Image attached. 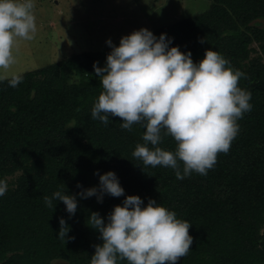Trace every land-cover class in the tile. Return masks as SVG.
<instances>
[{
    "label": "trees",
    "instance_id": "trees-1",
    "mask_svg": "<svg viewBox=\"0 0 264 264\" xmlns=\"http://www.w3.org/2000/svg\"><path fill=\"white\" fill-rule=\"evenodd\" d=\"M181 51L198 62L206 48L222 54L245 75L238 86L251 92L252 108L237 120L239 130L214 166L177 179L171 167L143 165L132 153L146 128L105 125L91 109L102 84L93 63L104 66L105 50H84L60 61L19 73L11 87L0 81V264H90L99 232L86 222L91 211L107 220L126 195L149 198L191 223L193 242L176 264H264V0H211L208 9L159 26ZM11 76H9L10 78ZM75 124L74 126H69ZM159 146L175 150L163 135ZM181 169L183 167L180 162ZM114 170L124 195L77 198L69 216L63 201L48 207L44 196L98 186L96 174ZM70 230L59 238V218ZM117 264H128L118 259Z\"/></svg>",
    "mask_w": 264,
    "mask_h": 264
},
{
    "label": "clouds",
    "instance_id": "clouds-1",
    "mask_svg": "<svg viewBox=\"0 0 264 264\" xmlns=\"http://www.w3.org/2000/svg\"><path fill=\"white\" fill-rule=\"evenodd\" d=\"M34 0H0V70L14 63L12 53L16 37L32 39L36 31L32 12ZM111 51L104 66L93 63L102 84V92L91 109L93 119L105 125L109 117L118 116L120 127L131 130L134 123L146 128L142 140L132 153L143 165L171 167L177 179L193 171L206 175L217 158L227 153L238 133L237 120L252 108L251 92L238 86L245 74L233 69L218 51L206 48L204 56L194 62L191 51H181L166 33L155 35L140 27L122 35L119 44L106 39ZM7 79L11 87L21 81L20 74L9 76L0 71V81ZM75 124L69 125L74 126ZM163 135L176 141L175 150L159 146ZM180 162L183 167L181 169ZM96 174L98 186L84 189L79 182L77 194L66 189L44 196L48 207L63 201L69 216L77 210V198L103 194L124 195V188L114 170ZM8 190L0 178V196ZM100 234L102 243L94 245L90 264H176L188 254L193 237L191 223L178 219L176 213L149 198L147 204L139 195H126L122 204L114 205L107 220L91 211L86 222ZM57 236L63 240L70 225L59 218Z\"/></svg>",
    "mask_w": 264,
    "mask_h": 264
},
{
    "label": "rangeland",
    "instance_id": "rangeland-1",
    "mask_svg": "<svg viewBox=\"0 0 264 264\" xmlns=\"http://www.w3.org/2000/svg\"><path fill=\"white\" fill-rule=\"evenodd\" d=\"M211 0H34L36 31L16 37L8 76L37 69L84 50H105L111 38L159 26L209 8ZM58 264H64L60 262Z\"/></svg>",
    "mask_w": 264,
    "mask_h": 264
}]
</instances>
